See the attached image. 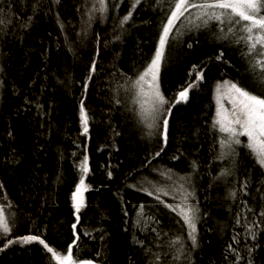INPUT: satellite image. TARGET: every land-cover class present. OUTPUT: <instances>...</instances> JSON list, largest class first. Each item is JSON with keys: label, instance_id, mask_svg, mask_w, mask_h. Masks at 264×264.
<instances>
[{"label": "trees", "instance_id": "trees-1", "mask_svg": "<svg viewBox=\"0 0 264 264\" xmlns=\"http://www.w3.org/2000/svg\"><path fill=\"white\" fill-rule=\"evenodd\" d=\"M105 2L102 14L93 10L97 0H0V207L11 228L7 237L0 234V247L7 239L39 235L67 254L77 223L71 195L87 154L89 187L78 214L76 260L237 264L231 245L242 257L238 264H248V248L254 249L252 264H264V169L245 138L222 159L220 140L226 137L213 127L217 84L228 80L264 92L259 69L251 68L259 57L236 43L238 31L222 39L216 22L170 33L159 73L161 92L174 105L164 113L165 144L161 127L150 136L140 122L134 81L154 55L169 0H141L135 9L133 0ZM194 66L203 79L187 102L175 103L195 80ZM81 99L90 117L88 136L80 135ZM172 188L191 192L199 209L194 249L188 228L164 206L178 204ZM177 237L180 243L170 246ZM0 264L55 261L33 242L0 251Z\"/></svg>", "mask_w": 264, "mask_h": 264}, {"label": "snow or ice", "instance_id": "snow-or-ice-1", "mask_svg": "<svg viewBox=\"0 0 264 264\" xmlns=\"http://www.w3.org/2000/svg\"><path fill=\"white\" fill-rule=\"evenodd\" d=\"M56 2L58 3L59 0H56ZM97 3L99 4V8L96 9L94 7L93 10L99 11L102 14L107 11L105 0H97ZM140 3L141 0H133L132 9H135ZM169 4L170 14L167 16L166 22L162 24L154 55L143 72L134 81V87L136 88L134 102L139 105L137 115L140 118V122L144 123L150 130L148 133L150 136L153 134L151 130L161 127L162 132L160 135L165 144L168 140L169 119L164 113L170 114L174 105L170 104V101L166 99L160 89L159 73L161 62L165 55V46L169 43L170 33L173 32L176 22L180 21L181 18L189 19L185 14L189 13L190 10L195 11L190 14L194 19H189V23L194 24L197 28L201 25L207 27L210 22H216L220 26V32L223 33L222 39H227L229 34L235 35L237 31L241 33L237 37L236 43L243 42L247 46V55L259 57L254 59L251 68L254 72L259 69L257 78L264 83V0H169ZM131 17L132 11L130 10L120 20L121 27ZM196 21H200V23L197 24ZM0 23H3V21L0 20ZM224 25H227L226 32L223 27ZM191 46L189 44V47ZM216 59L219 60L221 57L218 56ZM95 65L96 62L93 60L92 72L95 71ZM193 71L195 72V80L176 94L174 98L175 103L187 102L190 89L196 87V82L203 79L202 73L197 71L195 66ZM189 75L191 76L192 73H189ZM91 79L92 76L89 74L83 85L85 93L88 89L87 81ZM145 84L148 86L147 91L144 89ZM216 92L218 94L217 108L213 127L226 136V138L220 140L221 149L227 148L229 152H234L233 145H241L242 141L240 137H246L247 143L244 146L254 157L255 163L261 169H264V92L256 94L254 91L248 90L247 87L228 80H225L223 84H217ZM224 98H227L228 103L231 105L230 109L225 108L221 104V100ZM165 105L170 106L165 109ZM157 121H160L161 124L158 125ZM79 122L81 128L80 135L88 136L90 117L84 99H81L79 104ZM161 151H163V148ZM156 155L159 156L160 152H157ZM221 155L223 156L225 153L222 152ZM88 160L89 158L85 154L78 165L81 175L79 182L75 186V191L71 195L72 208L74 209L77 223L72 224L75 239L72 244L68 245L67 254H61L39 235H26L17 237L16 239H7L3 247H0V251H4V249L13 244L27 245L36 242L42 245L47 253L51 254V260L55 261V264H93L91 260H76L73 250V246L80 239L79 235H77V224L80 220L78 214L84 207L83 194L89 187L85 183V177L89 174ZM108 175L111 177L112 173L109 172ZM2 187L0 185V188ZM157 191L162 190L157 189ZM149 195H152V193H149ZM164 195H168V193L164 192ZM192 195L191 192H187L179 204H165L164 206L180 217L183 224L189 230L188 238L191 240L192 248H196L198 246L196 233L197 213L199 209L188 203V197ZM230 195L235 197L236 194L230 193ZM156 198L160 203H164L159 200V196ZM260 215L264 216V211ZM248 231L252 240H255L256 232L250 229ZM10 232L9 218L6 215L5 209L0 207V234L7 237ZM85 235H90V233H85ZM179 243L180 238L177 237L171 241L170 246ZM229 249L235 253L238 264L242 257L231 248V245H229ZM247 251L249 256L248 264H252L251 256L254 249L248 248ZM174 259H179V256L174 257Z\"/></svg>", "mask_w": 264, "mask_h": 264}, {"label": "rangeland", "instance_id": "rangeland-1", "mask_svg": "<svg viewBox=\"0 0 264 264\" xmlns=\"http://www.w3.org/2000/svg\"><path fill=\"white\" fill-rule=\"evenodd\" d=\"M194 11H195V10H190V12H189V13H186L185 16L188 17L189 19H194V17H192V16L190 15V14H191L192 12H194ZM189 19L181 18L180 21H177V22H176L173 31H174V32L176 31V33L178 34L179 31H180V32L182 31V33H185V32L188 31V29H196V30H197V29H200V28L203 27V26L201 25L199 28H197L194 24L189 23ZM196 23L199 24L200 21H196ZM210 23H211V22H210ZM164 57H166V53H165ZM162 62H163V64H162V66H163L165 61L162 60ZM159 80H160V74H159ZM144 89H145V91L148 90V86H147V84L144 85ZM217 96H218V94H217L216 89H215V93H214L215 109L217 108ZM221 104H222L225 108H228V109L231 108V105L228 103L227 98L222 99V100H221ZM215 116H216V115H215ZM146 130L148 131V128H147ZM224 136H225V134H224ZM225 137H226V136H225ZM241 138H245L246 143H247V138H246V137H240V139H241ZM236 147H237V145H233V148H234V149H236ZM222 152H224L225 155H226V153L229 152V150H228L227 148L221 149V151H220V157L223 159V158L225 157V155L222 156V155H221ZM172 183L174 184V182H172ZM186 184H187V183H186ZM169 190H170V189H169ZM171 190H172V193L174 194L175 199L178 201V204H179V203L181 202V200L183 199V196H184L185 192H182L180 189H173V188H172ZM160 192H161V193H164L163 190L160 191ZM188 203L191 204L190 197H188ZM191 205H192V204H191ZM188 240H189V242H190L189 245H190V247L192 248L191 240H190L189 238H188ZM192 249H194V248H192Z\"/></svg>", "mask_w": 264, "mask_h": 264}]
</instances>
